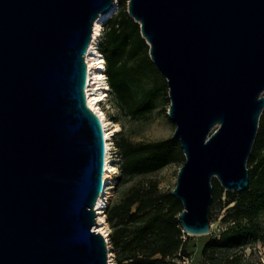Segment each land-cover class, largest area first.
<instances>
[{"label":"water","instance_id":"1","mask_svg":"<svg viewBox=\"0 0 264 264\" xmlns=\"http://www.w3.org/2000/svg\"><path fill=\"white\" fill-rule=\"evenodd\" d=\"M117 0H0V264H109L95 231L106 138L86 96L94 27ZM165 77L185 163L173 196L210 234L215 178L249 189L264 111V0H127Z\"/></svg>","mask_w":264,"mask_h":264},{"label":"trees","instance_id":"2","mask_svg":"<svg viewBox=\"0 0 264 264\" xmlns=\"http://www.w3.org/2000/svg\"><path fill=\"white\" fill-rule=\"evenodd\" d=\"M100 52L105 60L108 86L117 107L134 121H150L156 101L167 88L166 81L149 56V46L140 25L128 14L126 0H119L118 10L104 23ZM154 78L155 87L137 94L143 79ZM167 101V98H166ZM125 131L116 133L120 151L122 185L137 183L123 195L112 199L105 212L112 231L110 242L117 264H183L188 257L191 236L183 232L178 220L183 211L173 190H164L153 176L171 164L185 163L177 139L134 142ZM264 111L257 139L249 157V189L245 193L226 192L224 202L228 224L205 245L203 255L211 264H242L239 251L251 242L264 245ZM213 200L222 201L223 190L212 180ZM222 203V202H221ZM211 206V207H212ZM210 207V222L212 221ZM179 259L181 263L174 260ZM222 261V262H221Z\"/></svg>","mask_w":264,"mask_h":264},{"label":"rangeland","instance_id":"3","mask_svg":"<svg viewBox=\"0 0 264 264\" xmlns=\"http://www.w3.org/2000/svg\"><path fill=\"white\" fill-rule=\"evenodd\" d=\"M118 2L119 0H117L115 4L117 5V8L113 15H115V13L118 10ZM103 29L104 26L102 27V34H103ZM101 40L102 37L100 38V42L98 46L99 51H100ZM106 83L108 85L107 77H106ZM155 84H156V80L154 78L143 79L140 83V88L137 90V94L141 96L144 92L153 89L155 87ZM166 85H167V81H166ZM170 104H171V100L169 98V89L167 85L166 90L161 92L159 98L156 101V109L153 118L150 121H134L132 119H129L117 107V105L112 99L110 89L108 86L106 97L102 102H100L99 107L101 111L104 112L106 120L111 122V127H113L114 125H118L120 127L119 131L115 132L114 136L111 138L112 146L110 152L113 160V165L116 166L117 171L113 174V180H111L109 183V188L112 192L109 202L115 197H119L125 194L132 187V185H134L138 181V180H133L128 184L122 185L123 178L120 169L121 156H120V151L117 147L115 134L123 130L126 132L125 134L134 142H155V141H163L172 138L176 130V124L168 116ZM262 154L264 155V149ZM181 167L182 166L180 164H171L166 168H164L163 170H161L160 172H158L157 174H155L153 177L161 182V187L164 190H174L177 183V175L179 172V168ZM220 189L223 190L222 201H221L222 203L216 202V204L213 206L211 204L212 221L210 222L211 225L210 234L206 236L191 237L187 249L188 257L182 260L183 264H211L208 263V259L203 255L204 247L211 238L218 236L221 233V231L228 226V224L225 223L223 220V217L225 216V209L223 208V206H224V202L227 200L226 192L228 191H225L221 187V185H220ZM261 222L264 227V215H262L261 217ZM108 228L110 235L112 229L109 223H108ZM106 241L109 248V257L112 256L113 262L117 264L113 247L110 242V236L108 240L106 239ZM238 255H239L238 257L240 258L239 262H241L242 264H263L264 245L261 242H251L248 244L245 250L239 251ZM174 261L177 263H181L179 259H175ZM218 264L221 263L219 262Z\"/></svg>","mask_w":264,"mask_h":264},{"label":"bare ground","instance_id":"4","mask_svg":"<svg viewBox=\"0 0 264 264\" xmlns=\"http://www.w3.org/2000/svg\"><path fill=\"white\" fill-rule=\"evenodd\" d=\"M116 7L114 6L108 13L101 15L94 27V35L86 56V63L88 68V82L86 87L87 103L89 108L100 118L105 138H106V164L104 180L106 183L105 189L97 201L98 220L95 231L101 233L107 240L109 238L108 222L106 220V208L109 204V199L112 192L109 188V183L113 180V174L117 171L111 156V138L113 134L119 131V126L111 127V122L107 121L104 112L101 111L99 104L106 97L108 85L106 83V76L104 74L105 60L98 49L100 38L102 37V27L104 23L113 16ZM109 264H115L112 256L109 257Z\"/></svg>","mask_w":264,"mask_h":264},{"label":"built area","instance_id":"5","mask_svg":"<svg viewBox=\"0 0 264 264\" xmlns=\"http://www.w3.org/2000/svg\"><path fill=\"white\" fill-rule=\"evenodd\" d=\"M263 264H264V259H263Z\"/></svg>","mask_w":264,"mask_h":264}]
</instances>
